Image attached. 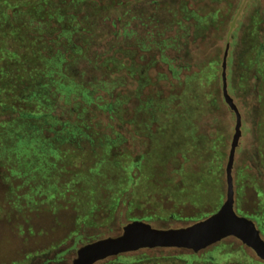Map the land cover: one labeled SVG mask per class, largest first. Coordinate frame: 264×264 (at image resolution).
<instances>
[{
  "label": "rangeland",
  "instance_id": "374dc122",
  "mask_svg": "<svg viewBox=\"0 0 264 264\" xmlns=\"http://www.w3.org/2000/svg\"><path fill=\"white\" fill-rule=\"evenodd\" d=\"M230 1L225 28L210 33L207 41L220 97L211 115L203 116L194 108L191 95L199 89L192 78L181 76L173 86L162 82L160 87L176 95L173 106L178 112L184 107L188 112L176 122L158 123L154 137L146 129L151 112L144 106L137 109L140 99H132L123 130L127 142L113 152L116 169L98 165L89 147L78 154L64 149L55 168L49 158L41 165L32 164V146L26 152L17 143L0 152V264H71L81 246L116 236L133 220L160 229L182 227L220 207L235 126V114L222 95L221 61L229 25L242 3ZM257 10H264V0H246L231 30L226 83L241 116L231 173L234 209L254 221L264 239V48L250 33L252 23L259 21ZM197 51L189 49L190 56ZM95 264L264 262L238 239L226 237L196 253L174 247L143 248Z\"/></svg>",
  "mask_w": 264,
  "mask_h": 264
},
{
  "label": "trees",
  "instance_id": "16d2710c",
  "mask_svg": "<svg viewBox=\"0 0 264 264\" xmlns=\"http://www.w3.org/2000/svg\"><path fill=\"white\" fill-rule=\"evenodd\" d=\"M232 6L230 0H0V152L32 146V164L49 158L55 168L64 149L78 154L89 147L98 165L116 169L113 152L127 142L132 99L151 112L146 129L154 137L158 123L188 112H178L176 95L160 87L181 76L199 89L191 95L194 108L211 115L220 97L207 41L225 28ZM256 14L250 33L263 49L264 10ZM191 48L198 50L194 57Z\"/></svg>",
  "mask_w": 264,
  "mask_h": 264
},
{
  "label": "water",
  "instance_id": "95a60500",
  "mask_svg": "<svg viewBox=\"0 0 264 264\" xmlns=\"http://www.w3.org/2000/svg\"><path fill=\"white\" fill-rule=\"evenodd\" d=\"M245 2L246 0H242L236 15L230 23L221 61L223 99L235 114L234 134L225 169L227 187L224 201L215 212L182 227L160 229L140 220L128 222L118 235L98 239L81 246L71 264H95L106 258L143 248L174 247L196 253L226 237L238 239L250 248L257 258L264 262V239L261 237L254 221L243 215H238L234 209V190L231 174L235 149L241 135V116L228 94L226 66L231 30L235 27L236 20L240 17Z\"/></svg>",
  "mask_w": 264,
  "mask_h": 264
}]
</instances>
